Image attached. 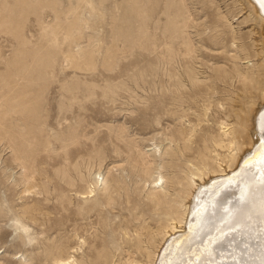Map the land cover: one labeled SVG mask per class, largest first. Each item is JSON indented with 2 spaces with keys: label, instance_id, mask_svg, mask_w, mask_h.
<instances>
[{
  "label": "rangeland",
  "instance_id": "1",
  "mask_svg": "<svg viewBox=\"0 0 264 264\" xmlns=\"http://www.w3.org/2000/svg\"><path fill=\"white\" fill-rule=\"evenodd\" d=\"M171 1L170 16L173 17L174 10L181 4L180 0ZM185 1L192 17L189 32L186 33V27L183 35L186 39L191 35L190 41L195 49L193 55L168 57L166 47L170 41L162 31L167 20L164 14L166 0H137L146 8V13L128 17L132 20L130 37L134 43L130 49L118 52L114 71L105 70L101 59L106 46L111 45L112 10L119 5L117 15L120 17L121 7L128 8L130 5V0H106L98 6L104 15L94 12L95 29L87 31L96 36L93 38L95 44L102 37L97 68L92 71L76 70L63 67L64 61H59L40 90L42 111L36 119L38 121L31 119V115L25 117L26 122L18 115L12 117L18 130H29L31 121L37 126L31 130H36L40 138L38 136L39 141H31L32 146L27 147L30 153H24L26 147H22L25 148L22 152L19 145L17 147L7 136L1 137L0 133V264H52L50 254H58L60 250L62 254L71 253L79 260L84 259V264H91L97 260L90 254L95 253L98 244H101L99 249L105 250L110 257V263L120 264L135 255V258L141 259L138 245H142V249L149 247L147 228L156 230L163 222V214L161 209L156 207L155 210L146 197L148 186L145 187L143 182H149L151 178L145 173L140 157L155 145L165 147L178 129L185 131L184 128H187V132H191L192 123L189 121L203 113L206 103L203 90L216 75V69H236L237 65L244 69L249 65V70L256 72L255 76L262 73L257 65L252 67L253 62L261 64L262 59L253 57L249 63H237L230 55L235 53L232 47L220 49L214 58L218 50L202 41L199 35L204 30L206 32L202 34L210 33L201 25L208 19L203 13L205 9L202 10L196 0ZM234 1L217 0L225 12V4ZM202 2L204 8L209 7L208 10L215 12L218 18L214 4L210 0ZM200 13H203L202 17ZM145 15L147 35L139 38L135 31L143 23ZM237 19L232 20V24L241 33L253 27H245L240 23L243 18ZM24 31L30 44H33L39 33L34 16L30 17ZM180 40L181 37L173 47L179 49ZM86 41V38L81 39V46L88 45ZM16 46L17 40L12 35L0 34V48L6 58L12 57ZM5 69V64L0 62V73ZM196 76L198 81L203 80L200 87L195 83ZM258 78L262 82L263 74ZM237 84L231 79L227 83H219L218 93L213 97L215 102L211 103L207 117L203 116L204 120L192 132L195 138L205 133L216 134L218 121L226 117L228 103L235 104V108L241 106L240 101H232L240 98L236 92ZM194 91L198 93L194 94ZM218 96L226 99L220 101L219 107L215 104ZM244 98L260 100V92L255 91ZM3 101L0 99V104ZM4 119L9 120L8 117ZM228 120L234 122L233 117H228ZM69 133H74L77 140L67 144L64 138ZM192 133L189 134L194 141ZM192 144L195 149L203 141ZM185 153L172 159L165 155L164 163L171 161L178 171L185 168L187 158L199 159L202 155L193 150L191 156ZM22 157L24 160H21ZM97 174L100 179L102 174L108 179H118L119 188L113 192L114 200L111 198L110 204L99 188L93 198L80 197L81 192L87 190L89 184L92 185L93 176ZM170 191L173 192L172 189ZM170 210L173 209L170 207ZM141 251L145 253V250ZM36 256H39V261ZM92 258L94 261L91 262Z\"/></svg>",
  "mask_w": 264,
  "mask_h": 264
},
{
  "label": "bare ground",
  "instance_id": "2",
  "mask_svg": "<svg viewBox=\"0 0 264 264\" xmlns=\"http://www.w3.org/2000/svg\"><path fill=\"white\" fill-rule=\"evenodd\" d=\"M105 1L0 0V34H10L17 40L16 50L13 51L11 58H6L1 51L3 49L0 48V62L4 63L6 68L0 73V99L4 100L0 104V130H2L0 136H7L13 144L19 145L17 147L22 149V152L25 150L22 147L32 146L31 141L38 140L40 136H37L36 130H31L36 126L35 123L29 121V130L27 128L18 130L12 117L18 115L19 119L25 121L27 116L31 115V119H38L42 111L40 90L43 89L47 77L53 74V69L59 61H64L63 67L76 70L92 71L97 68L102 37L100 36L99 42L95 44L93 38L96 36L87 31L94 28V12L104 15V11L98 6ZM196 1L201 5L202 10L205 9L203 13L208 18L201 25L204 29L210 30L208 35H204L202 33L205 30L201 27L204 31H200L199 35L202 41L214 47V50H218L217 53L214 52V58L220 53V49L229 47L235 50V53L230 55L237 63H249L253 57H258L262 59L261 64L253 62L252 67L258 66V70L262 72L258 77L263 74V81L255 76V71L249 70V65L244 69L238 65L236 69L227 67V69L222 67L216 69L213 79L206 82V86L204 84L206 91L203 90V93L205 92L206 95V103L203 113L197 114L196 119L194 117L189 121L192 123L190 124L192 126H189L191 132H187V128H184L185 131L178 129L179 135L176 133L175 137L171 136L165 147L155 145L140 159L138 158L144 165L145 173L151 178L149 182L147 180L143 182L145 187L148 186L146 197L155 210L156 207L162 210L163 222L157 223V229L154 231L152 230L154 228L148 226L151 228L150 230L147 228L149 247L145 246L146 248L142 249V245L139 244L142 242L138 243L137 252L141 259L135 258L136 255L130 256L120 264H264V0H236L225 4L226 12L222 10L223 6L217 0H210L215 6L214 10L218 18L215 12L208 10L209 7L204 8L203 0ZM171 3V0H166L164 14L167 15V20L162 30L170 41L166 47L168 57L172 58L177 54L190 56L195 50L190 41L191 35L186 39L183 33L186 27V33L189 32L192 13H189L186 1L180 0L181 7L178 6L174 10V16L171 17ZM121 8L120 17L117 15L120 10L119 5L112 10L111 45L106 46L101 59V64L109 72L114 71L113 68L117 65L114 66L118 62V52L125 48L130 49L134 43V39L130 37L133 29L132 20L128 17L132 14L146 13V8L137 3V0H130L128 8L125 6ZM203 13H200V17ZM31 16H34L39 29L38 37L33 44H30V39L24 34ZM146 16L135 31L139 38L147 35ZM236 17L237 20L243 18L240 23L245 27H253L248 32L241 33L232 24V20L234 21ZM179 37H181L180 42L178 41L180 47L177 49L173 44ZM83 38L89 42L88 45L81 46ZM194 78L195 83L200 87L203 80L198 81L197 76ZM230 79L232 82H238L236 92L240 95V98L232 101H240L241 106L235 108V104L228 103L226 117H221L218 121L216 134L205 133L195 138L192 132L196 131L195 127L204 120L203 116H206L211 103L215 102L213 97L218 93L216 90L219 88V83H227ZM74 89H77V85H74ZM68 90L71 91L70 88ZM255 91L260 92V100L244 98ZM197 93L198 91H194V94ZM221 100L226 101L225 98L218 96L216 106L219 107ZM7 117L9 120L5 121L4 118ZM228 117H233L234 122H229ZM189 133L194 135V141ZM64 139L69 144L77 140V136L69 133ZM197 141H203L204 145L200 144L198 148L193 149L192 143ZM27 150L28 148L24 153L29 154ZM191 150L201 153L202 159L187 158L184 163L186 169L177 171L171 161L164 163L165 155L171 157L170 159L179 158V155L185 152L186 155L191 156ZM102 176V179L98 174L93 176L94 182L92 185L89 184L87 190L80 191V197L93 198L99 188L110 204L112 202L110 199L114 197L113 192L119 188L118 179ZM218 178L223 179L220 182L215 181ZM223 186L228 188L222 189ZM205 189L206 191H203ZM170 207L173 210H170ZM100 246L101 244H98L95 253L90 254L97 258L94 263L92 258L91 264L103 262L116 264L110 263V257L105 250L99 249ZM141 250H145V253ZM61 252L63 251L60 250L55 255L50 254L52 264L85 263L84 259L79 260L75 254ZM194 253H198V256L192 261ZM35 258L39 261V256Z\"/></svg>",
  "mask_w": 264,
  "mask_h": 264
},
{
  "label": "water",
  "instance_id": "3",
  "mask_svg": "<svg viewBox=\"0 0 264 264\" xmlns=\"http://www.w3.org/2000/svg\"><path fill=\"white\" fill-rule=\"evenodd\" d=\"M263 139H264V138H263ZM244 163H245V162H243V165H244ZM248 167H249V165H248ZM236 170H237V169H236ZM236 170H235V171H236ZM222 179H223V178H218V179L215 180V181L220 182V181H222ZM231 185H233V184H231ZM227 188H228L227 186H223L222 189H225V190H226ZM203 191H206V189L203 190ZM207 191H208V190H207ZM192 256H193L192 261H194V258H196V257L198 256V253H194ZM193 264H194V263H193Z\"/></svg>",
  "mask_w": 264,
  "mask_h": 264
}]
</instances>
